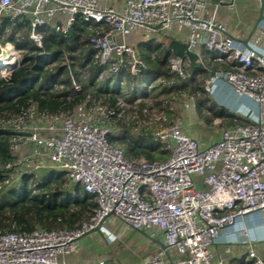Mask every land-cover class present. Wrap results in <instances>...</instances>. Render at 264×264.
<instances>
[{
    "label": "built area",
    "instance_id": "built-area-1",
    "mask_svg": "<svg viewBox=\"0 0 264 264\" xmlns=\"http://www.w3.org/2000/svg\"><path fill=\"white\" fill-rule=\"evenodd\" d=\"M236 0H125L122 10L108 3L112 0H0V29L4 18H27L28 39L47 56L46 69L65 67L71 72L74 61L67 52L59 57L44 50L45 36L53 32L59 39L68 37L79 23H87L85 48L92 49L94 61L102 67L99 84L126 69L139 76L148 69L136 49L121 38L134 32L166 36L174 28L182 35L187 54L201 48L213 54L212 66H205L209 76L205 91L214 94L221 85L230 87L245 102L235 114L248 119L246 125L222 128L220 139L208 147L185 133L167 112L176 106L190 110L193 96L171 94L168 99L152 98L141 119L138 103L132 110L119 95L115 105L91 91L72 112L49 116L33 104L16 114L0 118V130L16 136L10 149L15 155L14 176L28 175L31 182L45 168V158L57 173H63L73 185H80L94 200L91 218L75 229L43 230L28 233H0V264H64L60 256L72 255L80 240L104 221H121L129 229L150 232L158 229L167 248L181 258L166 261L165 252L151 256L144 264H224L216 245L249 243L243 220L264 211V20L251 42L244 44L228 34L226 23L217 19L219 9H234ZM212 6V7H211ZM211 8H214L211 11ZM94 26V28H92ZM0 74L9 78L22 68L27 50L12 43H0ZM44 50V51H43ZM46 58V57H45ZM170 81L157 78L148 86H174L187 79L185 59L169 55ZM89 71L85 78L89 79ZM111 83V82H110ZM58 89L64 83L54 84ZM78 92L82 85L71 76ZM127 104V105H126ZM254 106V107H253ZM134 123L136 130L153 140L166 160L146 161L126 155L123 148L110 142L116 136L117 121ZM219 125V122H215ZM154 125H158L154 128ZM30 150L20 155L22 145ZM10 183L9 181L6 182ZM230 253V247L226 249ZM246 261L264 264V259L250 248Z\"/></svg>",
    "mask_w": 264,
    "mask_h": 264
},
{
    "label": "trees",
    "instance_id": "trees-1",
    "mask_svg": "<svg viewBox=\"0 0 264 264\" xmlns=\"http://www.w3.org/2000/svg\"><path fill=\"white\" fill-rule=\"evenodd\" d=\"M88 24L79 22L73 32L66 38L59 39L53 32L45 36L44 50L59 57L67 52L74 61L71 72L65 67H56L53 70L45 68L47 56H38L39 52L28 39L30 22L27 18H19L11 21L4 18L0 29V43L5 45L10 42L20 49L27 50L22 68L4 78L0 74V118L6 114H16L23 109H29L31 105H37V110L49 116H60L72 112L76 105L83 100L91 91H96L102 96L111 98V105H115L117 96L131 95L136 99L137 93L146 76L161 74L162 79L170 81V69L165 59L152 60L146 58L148 69L139 76H131L126 69L119 75L106 79L104 85L99 84L98 76L102 67L94 61L95 52L85 48V38ZM94 28V26L92 27ZM177 56L182 57L186 47L184 44L177 45ZM43 50V51H44ZM184 50V52H183ZM46 57V58H45ZM192 61L195 59L192 57ZM159 63V64H158ZM159 72L150 75L151 70ZM89 71V79L85 78V72ZM208 71L196 66L190 80L180 82L178 90L188 93L202 92V81L208 76ZM71 76L82 85V89L76 92L71 85ZM64 83L63 89H58L54 84ZM111 82V83H110ZM179 82V81H178ZM175 82L172 88L160 86L163 95H168L176 89ZM110 84V85H109ZM114 85V86H113ZM161 95H156L159 97ZM153 98V97H152ZM204 102L203 105H207ZM143 108L144 104L141 105ZM215 117L225 119L227 126L246 125L249 123L245 117L229 116L223 109H215L206 106ZM15 134L9 130H0V233H28L36 229L63 230L75 229L85 220H89L96 207L94 200L80 185L71 186L63 178L64 174L55 171L48 175H38L35 183L31 177L22 175L17 187H11L13 169H3L5 166L14 164L15 155L10 146ZM122 136H111L112 144L125 143L129 156L146 161L166 160L167 153L157 154L155 148H149L147 142L135 143L124 142ZM9 181L10 183H6Z\"/></svg>",
    "mask_w": 264,
    "mask_h": 264
},
{
    "label": "crops",
    "instance_id": "crops-1",
    "mask_svg": "<svg viewBox=\"0 0 264 264\" xmlns=\"http://www.w3.org/2000/svg\"><path fill=\"white\" fill-rule=\"evenodd\" d=\"M262 2L264 4V0H236L234 9L232 10L226 5H223L217 13V19L227 24L228 34L230 36L242 43H244V41L251 42L254 34V27L260 16ZM108 4L116 10H122L125 6V0H112V2ZM213 9L214 8H211V11H213ZM143 35L146 34H142V32L138 31L120 40L132 45L137 53L145 59L150 57L155 61L161 58L165 59L166 63L168 62L169 55H177L179 52L177 45L184 44L182 35L177 28H174L166 36L148 34L146 39H142ZM181 56L185 59V72L187 74V79L185 80H190L192 78L196 66L205 69V66L209 65L212 66L214 70L218 69L217 66H213V54H210L203 48H201L197 54H187L185 50V53ZM192 57L195 59L194 62L192 61ZM167 67L169 69V66ZM158 72L159 71L156 69L151 70L150 75L157 74ZM207 73L209 76V72ZM158 77L162 78L161 74L152 76L151 81L142 84L145 86L144 93L142 96L137 95L136 99L142 98L146 103L151 100L152 97H164L168 99L171 94L184 96L183 99L193 96L195 98V103L194 106L191 105L190 110H183L181 107L175 106L172 111L167 112V115L169 119L174 118L177 120L182 130L195 138L201 147H208L213 142L219 140L222 128H230L233 126H227L225 119L215 117L211 111L208 113H206L205 110L201 111L200 108L206 109L208 105L218 110H225L229 116H238L233 110L236 106L245 102L244 99H241L225 84L221 85L220 89L214 94L206 92L204 86L207 77L202 81V92L191 94L185 90H178L177 85L185 81L181 80L176 84V89L174 88L171 90L168 95H163L159 86H155L153 90H149L148 88L150 83H153ZM156 95L161 96L155 97ZM130 98L131 100H135L131 95ZM205 101L208 102L207 105H203ZM145 103H143V108H141L142 106L138 107L141 119L146 118L144 110L147 108V103ZM205 117L208 119H205ZM216 121L219 122V125L215 124ZM118 123H121L120 125L122 127L127 126L122 124L119 120L117 121V124ZM117 124L115 125L116 128L120 126ZM130 126L131 125L128 127ZM211 126H214L216 130L211 128ZM154 128H156V126ZM117 135L118 134H116V136ZM45 165V168L40 171V175L45 176L55 171L46 158ZM242 226L248 232L249 243L236 242L228 246L222 241L225 240V234L221 242L215 247L217 255L224 259L226 258L224 264H253L251 261H246L247 252L250 248L255 249L260 257L264 259V211L247 216L243 220ZM103 229L104 230H101V232L86 234L80 240L78 251L72 255L60 256L59 261L64 264H144L147 258L160 254L161 252H165L163 258L166 261L182 257L177 252L166 247L163 235L158 229H154L150 232L129 229L121 221H113L112 219L104 221ZM229 247L231 252L227 253L226 249ZM214 264H218V259H215Z\"/></svg>",
    "mask_w": 264,
    "mask_h": 264
},
{
    "label": "rangeland",
    "instance_id": "rangeland-1",
    "mask_svg": "<svg viewBox=\"0 0 264 264\" xmlns=\"http://www.w3.org/2000/svg\"><path fill=\"white\" fill-rule=\"evenodd\" d=\"M140 32H142V34H146L144 31H140ZM144 32V33H143ZM155 34V33H154ZM148 34H146V35H143V38L142 39H146L148 36H147ZM147 36V37H146ZM167 64H168V66H169V58H168V62H167ZM152 80V76H146L145 78H144V80H143V82H142V84H145V83H148L149 81H151ZM144 85H142L141 87H140V89H139V91H138V93H137V95H139V96H142L143 95V93H144ZM118 97V96H117ZM105 98H110L109 96H104V100H105ZM122 99H125V100H129V103H127L126 105L129 107V108H131L132 110H134L136 107L135 106H137L136 104L137 103H135V104H133L132 105V103L130 102V100H131V98H130V95H125L124 97H122ZM135 100H137V99H135ZM135 100H131L132 102H134ZM143 103H145V102H142V103H138L139 104V107L143 104ZM146 104V103H145ZM201 109V111L202 110H205V112L206 113H208L210 110L209 109H203L202 107L200 108ZM63 119V117L62 116H59V118L58 119H56V120H62ZM205 119H208L207 117H205ZM121 123H118L117 125H120ZM123 124V123H122ZM157 127L158 125H154L153 127ZM128 126H126V127H122L121 125L118 127V128H116V133L119 135V136H122V137H124L125 139V141L124 142H128V143H135L136 145L138 144V142H140V141H142V139L143 140H145L146 142H147V145L149 146V148H154V145H153V140L150 138V137H148V136H143V135H141V134H139V133H137V131L135 130V126L133 125V123L131 124V126L130 127H128ZM211 128H213V129H215L216 130V128L214 127V126H211ZM214 139V138H213ZM213 141H215V140H213ZM119 146H121L122 148H123V150H124V152H125V154L126 155H128L129 154V152H128V149H127V147H126V145H125V143H120V142H118L117 143ZM29 150H30V147L28 146V145H26V144H24V145H22L21 146V148H20V155H25V154H27L28 152H29ZM155 153H157L158 154V151H154ZM160 155V154H159ZM57 174H59L58 172H57ZM39 176H42V175H40V172H39V174H38ZM63 178L64 179H66L67 180V182H68V184H70L71 186H74L69 180H68V178L64 175L63 176ZM19 181H20V176H14L13 178H12V183L13 184H11L10 185V188L11 187H17L18 186V184H19ZM225 261H226V258L224 259Z\"/></svg>",
    "mask_w": 264,
    "mask_h": 264
},
{
    "label": "water",
    "instance_id": "water-1",
    "mask_svg": "<svg viewBox=\"0 0 264 264\" xmlns=\"http://www.w3.org/2000/svg\"><path fill=\"white\" fill-rule=\"evenodd\" d=\"M263 9H264V4H263V2H262V6H261V10H260V16H259V19H258V22H257L256 26L254 27V31L256 30L258 24H259L262 20H264ZM244 44H247V41H244ZM101 225H103V224H101ZM92 232H101V226L96 227L94 230L88 232L87 234L92 233Z\"/></svg>",
    "mask_w": 264,
    "mask_h": 264
},
{
    "label": "bare ground",
    "instance_id": "bare-ground-1",
    "mask_svg": "<svg viewBox=\"0 0 264 264\" xmlns=\"http://www.w3.org/2000/svg\"><path fill=\"white\" fill-rule=\"evenodd\" d=\"M12 51L11 48L8 49V54L1 57L0 61L5 62L8 61V57L10 56V52ZM9 55V56H8Z\"/></svg>",
    "mask_w": 264,
    "mask_h": 264
}]
</instances>
